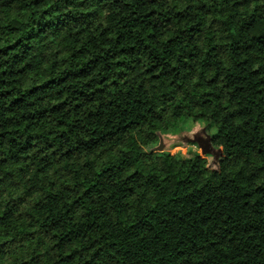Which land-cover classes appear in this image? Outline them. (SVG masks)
Returning <instances> with one entry per match:
<instances>
[{
	"label": "trees",
	"instance_id": "1",
	"mask_svg": "<svg viewBox=\"0 0 264 264\" xmlns=\"http://www.w3.org/2000/svg\"><path fill=\"white\" fill-rule=\"evenodd\" d=\"M0 264H264V0H0Z\"/></svg>",
	"mask_w": 264,
	"mask_h": 264
},
{
	"label": "rangeland",
	"instance_id": "2",
	"mask_svg": "<svg viewBox=\"0 0 264 264\" xmlns=\"http://www.w3.org/2000/svg\"><path fill=\"white\" fill-rule=\"evenodd\" d=\"M191 122L185 121V123L182 124V128L184 131H187L188 128H190ZM202 127L204 126L203 123H201ZM199 133V134H198ZM201 130L199 127L193 128L190 133L188 134H181L180 136H177V138H163L161 147L164 151H169L172 154L174 153H181V154H187L189 151H199L198 147L194 145V136L200 135ZM158 147V146H157Z\"/></svg>",
	"mask_w": 264,
	"mask_h": 264
}]
</instances>
